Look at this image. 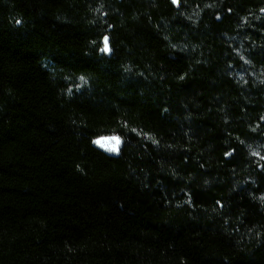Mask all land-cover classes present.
I'll return each instance as SVG.
<instances>
[{"label":"trees","instance_id":"trees-1","mask_svg":"<svg viewBox=\"0 0 264 264\" xmlns=\"http://www.w3.org/2000/svg\"><path fill=\"white\" fill-rule=\"evenodd\" d=\"M0 264H264V0H0Z\"/></svg>","mask_w":264,"mask_h":264},{"label":"rangeland","instance_id":"rangeland-1","mask_svg":"<svg viewBox=\"0 0 264 264\" xmlns=\"http://www.w3.org/2000/svg\"><path fill=\"white\" fill-rule=\"evenodd\" d=\"M96 143L101 148L115 153L118 152L121 147V142L117 137H106L98 139Z\"/></svg>","mask_w":264,"mask_h":264},{"label":"water","instance_id":"water-1","mask_svg":"<svg viewBox=\"0 0 264 264\" xmlns=\"http://www.w3.org/2000/svg\"><path fill=\"white\" fill-rule=\"evenodd\" d=\"M106 38H107V37H106ZM106 38H105V40H106ZM105 40H104V48H103V51H104L106 54L110 55V54H111V48H110V45H109V40H108V38H107V49H108V50H104V49H105Z\"/></svg>","mask_w":264,"mask_h":264},{"label":"snow or ice","instance_id":"snow-or-ice-1","mask_svg":"<svg viewBox=\"0 0 264 264\" xmlns=\"http://www.w3.org/2000/svg\"><path fill=\"white\" fill-rule=\"evenodd\" d=\"M104 50H108L107 49V38H106V40H105V49Z\"/></svg>","mask_w":264,"mask_h":264}]
</instances>
